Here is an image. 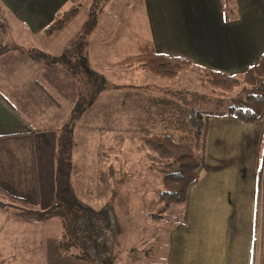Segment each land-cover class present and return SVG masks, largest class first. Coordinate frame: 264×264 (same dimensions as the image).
Wrapping results in <instances>:
<instances>
[{
    "label": "rangeland",
    "instance_id": "obj_1",
    "mask_svg": "<svg viewBox=\"0 0 264 264\" xmlns=\"http://www.w3.org/2000/svg\"><path fill=\"white\" fill-rule=\"evenodd\" d=\"M72 6L78 8L73 17L51 36L32 34L13 17L4 21L5 43L29 56L37 53L32 58L41 61L55 84L57 69L72 79L75 73L79 92L75 110L57 131L61 157L51 175L54 186L48 184L49 173L41 171L40 203H17L51 213L35 217L0 206L3 258L13 264H166L168 234L181 222L186 202L163 219L152 217L162 208L163 178L175 169L158 160L141 137L169 134L186 142L180 108L222 114L230 106L246 105L247 93L242 87L216 89L199 69L166 79L138 65L117 64L136 54L137 42L151 39L144 0H74L59 13ZM81 41L88 43L84 52L91 76L77 66ZM158 95L171 102L170 109L145 99ZM10 148L22 152L18 146ZM102 172L106 182H101ZM18 186L27 188L24 181ZM0 201L10 200L0 195Z\"/></svg>",
    "mask_w": 264,
    "mask_h": 264
},
{
    "label": "crops",
    "instance_id": "obj_2",
    "mask_svg": "<svg viewBox=\"0 0 264 264\" xmlns=\"http://www.w3.org/2000/svg\"><path fill=\"white\" fill-rule=\"evenodd\" d=\"M73 1L0 0V15L36 35ZM144 8L151 37L145 40L158 53L228 76L241 75L264 54V0H144ZM4 36L0 28V44H7ZM57 70L55 84L36 58L18 49L0 56V183L28 203L43 198L41 171L54 186L57 131L77 105L76 74L73 80ZM224 114L205 118L202 164L183 218L169 231L166 264H264V111L254 124Z\"/></svg>",
    "mask_w": 264,
    "mask_h": 264
},
{
    "label": "trees",
    "instance_id": "obj_3",
    "mask_svg": "<svg viewBox=\"0 0 264 264\" xmlns=\"http://www.w3.org/2000/svg\"><path fill=\"white\" fill-rule=\"evenodd\" d=\"M78 8L75 6L58 13L53 21L45 28L44 33L51 36L55 31L61 29L64 24L69 21ZM0 15V28L5 29L6 24ZM81 49H78V68L80 72L87 76L93 75V71L89 64V59L86 56L84 49L88 45L86 41H81ZM137 52L134 55L128 56L117 64L134 66L138 65L148 69L154 76L159 78L172 79L179 76L181 73L190 69L200 68L206 78L207 84L224 92H231L238 88H243L246 92V105L242 107L230 106L224 114L225 116L237 118L245 123L254 124L261 117L264 111V54H262L256 64L247 69L244 73L238 76H228L211 69L201 67L194 62L180 57L163 53H158L152 40H143L136 45ZM16 50L8 44H0V56L9 51ZM23 52V51H22ZM37 55V53H36ZM35 55V56H36ZM43 56V53L40 54ZM35 57L34 55H31ZM170 109L171 102L168 103ZM167 105V106H168ZM176 106V105H172ZM184 115L183 123L184 130L188 135V141L182 142L175 139L173 136L166 134H150L143 135V144L152 150L156 158L175 169L173 172L167 173L163 178L164 189L159 195V203L162 208L158 213L152 215L157 220L163 219L164 213L176 206H182L187 199L188 189L196 180L198 171L201 167V154L203 144V132L205 118L208 114L193 108L181 109ZM61 151L59 150L58 161L60 163ZM105 173L101 174V182H106ZM0 195L6 196L10 201H0V206H14L22 210L23 207L17 205L27 204L28 200L12 194L6 187L0 183ZM26 212L35 217H46L51 213V210L40 212L26 210ZM4 251L0 249V264H13L11 258L4 259Z\"/></svg>",
    "mask_w": 264,
    "mask_h": 264
}]
</instances>
